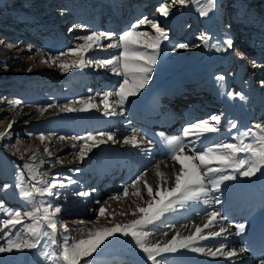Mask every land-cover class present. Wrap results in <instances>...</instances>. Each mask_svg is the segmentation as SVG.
<instances>
[{"label":"bare ground","instance_id":"bare-ground-1","mask_svg":"<svg viewBox=\"0 0 264 264\" xmlns=\"http://www.w3.org/2000/svg\"><path fill=\"white\" fill-rule=\"evenodd\" d=\"M75 1L38 0L36 3L41 4V10H47L48 13V17L44 15L45 24L42 22L39 24L42 28L40 30L44 34L55 35L44 38L45 42L36 36L39 41H36L37 38L33 40L35 47L30 45L29 50H25L29 55H32L33 51L38 52L37 56L41 57L40 61L46 60L49 65L59 66L62 63L69 65L66 70L59 66V70L63 72L64 77L71 78L78 83L70 94L62 97L65 102L60 107L62 114L71 115V120L73 119L71 122L61 123L63 135L76 137L72 142H67L70 150L77 148L76 156L79 159L82 147L91 149V151H86L82 167L79 169L81 172L76 177L81 187L79 191L83 189L82 192L88 193L84 196L86 200L80 203L81 206L77 207L78 210L76 209L72 215L70 214L72 218H67L59 223L60 227L61 225L67 226L66 235L71 236L73 240L82 236L87 238L88 229L111 228L139 219L141 214L136 211L137 208L147 209L149 203L152 204L151 211L154 212L169 200L176 199V195H169V192L175 186V174L179 172L181 165L171 159L172 151L168 141L175 137H181L186 144L191 145L195 137L190 135L184 138L183 129L185 127L202 120H208L210 125H214L209 119L214 115L206 116L199 111L192 110L190 104L197 105L199 103V94L205 98L203 105L205 102L214 103L216 107L208 109L216 110L218 107L219 114L225 113L226 118L218 127V132L208 133L196 143L197 148L234 142L231 139L233 136L244 133L257 123L264 124V91H261L264 90V85H261V82L264 81L263 0H244L238 9L240 12H236L235 16H232V11H223L218 8L219 6L214 7L206 17H201L197 8L191 11L190 17L196 16L197 19H202L206 23L205 39L209 45L208 49L212 46L213 52H208V55L192 68L178 67L171 70L168 73L169 77L164 81L157 80L158 73L154 74V70H152L148 83L140 89L137 95L129 96L122 107L117 103L118 97L112 95L108 99L111 102L108 103L109 105L114 103L117 106L115 108L116 115H106L105 111L99 113L97 110L98 106L102 107L101 110H105L103 103L105 94L115 93L119 84L123 82V76L114 73L111 66L103 67L98 63L105 59H113L115 62L114 58L122 51L116 47L108 48L107 45L115 44L118 36L128 30L130 25L147 17L158 22L162 29L163 27L169 29L168 32L164 31L166 38H162L160 41L159 55L155 65L159 62L172 64L175 61L181 64V61H184L190 52L185 53L184 48H177L174 40L180 28L188 24L185 23L187 20L185 17L188 15L187 9L192 8L190 4H193L194 0H187L186 6L174 4L170 9L168 8L169 15L167 17L157 12L160 21L150 16L145 5L140 7L141 3L138 0ZM151 1L153 4L150 8L155 9L159 7L160 2L165 0ZM166 1L170 4L173 3L172 0ZM253 2L255 3L252 4ZM259 5H261L260 11ZM45 7L46 9H44ZM39 13L43 12L37 10V14ZM46 18H51L48 24H46ZM240 18L245 20L242 21ZM225 20L230 28L226 26ZM45 25L50 28L43 29ZM194 28H190L188 31ZM67 29L68 35H65ZM29 30L32 32L31 34L35 33L31 29ZM0 31L2 30L0 29ZM70 31L71 34H69ZM138 31L147 32L152 38L157 35L147 24L140 25ZM21 32L23 33V31ZM93 32L114 35L111 41L102 40L100 47L94 45L93 49L85 54L83 67L70 66L73 62H79L81 59L79 55H73L71 50L68 51L70 52L68 55L59 59L47 57L53 53L64 52L69 47L73 50L76 49L77 45L84 43L83 37L91 35ZM23 38L25 37L21 36L19 42ZM228 38L233 41V48L239 49L244 54V59H239L231 49L217 51V47H226L222 42ZM129 40L144 51L152 52L150 47L143 48L144 38L134 35L129 37ZM204 40L196 41H200L202 45ZM193 43L190 39L186 45L190 48ZM204 45L200 48L206 49V45ZM51 46L57 49L51 50ZM14 49L13 47L12 51ZM196 50L197 48L194 52ZM28 54L22 52L20 55L27 56ZM169 54H173V59L164 60L163 58ZM36 57L30 59V66L39 60V57ZM143 62L141 61V63ZM221 76L224 77L223 80L218 79ZM256 81L258 83L255 84ZM229 93L234 95L230 96ZM207 96L212 98L210 102ZM89 101L96 107H91L87 111H79L81 107H86ZM66 105L77 110L66 111ZM233 123L236 124V128H231ZM99 133H113L114 140H107L106 136L102 137ZM133 133L136 134L139 147H133L131 143H124V140L131 137ZM89 136H95L97 143L100 140L106 142L96 146L93 141L86 139ZM185 152L188 153L187 148ZM244 157L245 154H239V158ZM183 163L185 168L189 166L188 161H183ZM196 163L199 162L196 161ZM210 166L218 165L213 162ZM157 170L164 173L165 176H157ZM226 174H233L236 179L225 181L220 185L219 191H212L211 185H209L206 202L202 197L200 201H187L183 206L177 203L176 211L165 213L160 220L148 226V230L152 233L149 236V243L159 242L163 246L177 233H179V239L192 235L196 227L203 228V225L208 222L210 212L218 211L220 214L218 219L213 222L212 226L204 229L201 235L219 232L221 228L226 231L218 237L208 236L207 239L197 237L189 248H178L175 253H162L157 257L159 264L253 263L245 258V251L241 252V249H245L246 238L253 229L259 210L264 207V195L261 192L259 195L256 194L264 169L251 177L241 176L239 172L234 173L231 169H228ZM91 176L93 177L91 178ZM138 177H142V179L136 184L135 189L131 188L130 185ZM166 177H170L167 183L164 182ZM93 181L98 182V190L89 186ZM145 182L153 188L151 197L147 194ZM250 186L252 189L248 190ZM125 188H128L127 196L119 195L118 199L112 198L122 193ZM158 188L160 195H156ZM243 188L246 190L242 191ZM137 190L140 192L139 196L133 194ZM81 199L79 195H76L73 202H79ZM100 207L105 208L103 216L99 215ZM134 212L135 215H133ZM234 217L237 218L234 219ZM241 224L244 225L243 232L239 231ZM61 228L64 231V228ZM105 241L134 243L130 237H123L119 232L109 236ZM221 246H223L224 253L235 250L237 255L229 258L220 253L212 256L194 252L187 258L182 256V252L192 253L191 247L203 248L207 253L209 250L215 251ZM110 259L117 260L119 264L121 262L123 264H152L151 261H147L140 250L136 254L121 253L120 256L116 251H104L101 255V264Z\"/></svg>","mask_w":264,"mask_h":264},{"label":"snow or ice","instance_id":"snow-or-ice-1","mask_svg":"<svg viewBox=\"0 0 264 264\" xmlns=\"http://www.w3.org/2000/svg\"><path fill=\"white\" fill-rule=\"evenodd\" d=\"M173 4H179L186 6L187 0H172ZM198 5L197 11L201 17H206L213 10L216 4V0H194ZM169 5L162 4L157 8V12L160 15L167 17ZM150 25V27L157 34L155 38L150 37L149 33L138 31L140 25ZM114 34H108L104 32H93L91 35L83 37L84 43L77 45L76 49L72 50L73 55H79L81 57L79 62H73L71 67H83L84 66V56L85 54L92 50L94 45L100 47V41L113 39ZM142 37L143 48H151L152 52L148 53L142 48L138 47L136 44L130 42L129 37L132 36ZM162 38H166L164 30L160 25L147 17L137 20L136 23L130 25L128 30H125L120 34L116 40L115 44L109 43L108 48L116 47L122 49L117 57H115V62L113 59H105L99 61V65L103 67L111 66V70L123 76V82L119 84L118 89L115 93L108 92L104 96V109L106 115H116L114 110H109L110 106L108 103L109 97L115 95L118 97L117 103L122 107L129 96H135L142 89L150 79V73L153 70V66L156 63L157 57L159 55L158 49L160 41ZM204 39V37H201ZM207 44V40H204ZM223 45L226 47H217V51L233 50L235 55L239 59H244V54L239 49L233 48V41L228 38L223 40ZM180 48H187L188 45L180 44ZM175 50V49H173ZM51 59V57H50ZM59 59V57H56ZM141 61H144L141 63ZM46 62V61H44ZM253 64L255 62L253 61ZM62 69H67L69 65L60 64ZM122 69V71H119ZM218 79L223 80L224 77H218ZM264 85V81L261 82ZM230 96L234 95L229 93ZM243 99V96H241ZM12 107L19 106L22 102L20 100H15L14 102H9ZM91 107H96L90 103H87L86 107H81L79 111H87ZM66 111H76L77 109L72 108L69 105L65 106ZM98 110V109H97ZM212 121L216 122V125L220 123L219 116H212L210 118ZM11 122L8 126L9 129L12 127ZM216 125H210L208 120H202L198 122H193L183 129V137L187 138L190 135L194 136L195 139L191 145L185 143L184 139L181 137H175L168 141L171 148L172 155L171 159L180 163L181 167L178 173L175 174V186L171 188L169 195H176V199L169 200L164 204L163 207L157 208L154 212L152 210V204L149 203L148 208H137V212L141 214L139 219L133 220L132 222L124 225H115L111 228L103 229H88L87 238L83 236L79 239L69 241L67 236L64 237L62 247L59 251H42V255L46 259H49L52 264H58L62 261V264H80L81 259L91 257L97 248L109 237L115 235L117 232L123 237H130L134 242L135 246L145 255L147 261H151L152 264H159L157 257L162 253H175L178 248H189L190 245L194 243L197 237L200 239H207L208 236L218 237L226 229L221 228L219 232H210L207 235H201L204 229L209 228L213 225V222L220 216L218 211H212L208 214V222L203 225V228L196 227L195 232L183 239H179V233L173 236L165 245L161 246V243H149V236L152 234L148 230V226L154 224L157 220H160L165 213L169 211H176L175 205L177 203L183 204L187 201H200L203 197L205 202L208 196V186L211 185L212 191H219L220 185L225 181H231L236 179L233 174H226L228 169H231L234 173L239 172L241 176L251 177L255 176L257 172L264 169V124L257 123L253 128H249L244 133L233 136L231 139L234 142H227L217 144L215 146H209L206 148H197L196 143L208 133H215L219 131ZM236 124H231V128H236ZM8 130L0 132V137L8 135ZM31 135V134H29ZM100 136H106L107 140H114L113 133H99ZM64 139V137H60ZM76 139V137H72ZM87 140L93 141L94 145L103 144L106 141L100 140L97 143L95 136H89ZM41 143L44 142L45 137L41 135L39 137ZM124 143H131L133 147H139L136 141V134L124 140ZM151 143V141H149ZM188 149V153L185 149ZM19 151V150H18ZM86 151H91L90 148L82 147L80 149L79 159L82 161L85 157ZM44 152L51 157V152L48 148H44ZM245 154L244 158H239V154ZM32 163H26L24 168L28 170L29 181H34V183L25 186V181L21 176L18 179L15 188L18 190L19 197L25 201L26 207L21 210L6 209L4 204L0 202V210L5 211L7 219L0 220V225L3 228L9 230L15 229L17 225L21 226L24 233L27 234V239L25 240H11L7 241L6 246H0V253H11L14 249L17 251L22 250V248L33 249L39 246L42 238L47 237L51 245H57V232L59 221L56 219V214L61 211L59 206L53 207L48 204L43 198L45 196L59 195L52 191L57 185L55 183H50L49 179H40L39 168L37 167L36 160L37 157L33 155L30 157ZM183 161H188L189 166L185 168ZM198 161L199 163H196ZM46 161L43 159L39 160V164L43 165ZM215 162L218 166H210ZM159 169V166H157ZM241 169H243L241 171ZM157 176H165L157 170ZM170 177L165 178V183ZM142 179L138 177L130 185L131 188L135 189L136 184ZM68 183H76L69 178ZM63 183L60 187H63ZM147 188L148 196H153V188L145 182L144 185ZM10 185H4L3 189L7 190ZM129 194L128 188H125L122 193L118 194L113 199H118L119 195L127 196ZM139 196V190L133 193ZM76 195L86 196L88 193L78 192ZM156 195H160L159 188ZM39 197L40 199H37ZM99 215L103 216L105 214V208L100 207ZM136 213L134 212L133 215ZM30 221V223H25V221ZM83 223V222H82ZM64 231H67L66 225H61ZM239 231H244V225L239 226ZM167 235V233H164ZM193 252H199L202 254L215 256L217 253L225 254L229 258L235 257L237 253L235 250L229 251L227 253L223 252V246L217 248L215 251L209 250L207 253L203 248L191 247ZM244 249H241L243 252ZM85 264L89 262L85 259ZM261 264H264V260H261Z\"/></svg>","mask_w":264,"mask_h":264},{"label":"rangeland","instance_id":"rangeland-1","mask_svg":"<svg viewBox=\"0 0 264 264\" xmlns=\"http://www.w3.org/2000/svg\"><path fill=\"white\" fill-rule=\"evenodd\" d=\"M77 1L78 0L75 2ZM80 1L82 2V0ZM221 1L222 0H216L215 7L217 8L219 6L218 8H221L223 11L230 10L233 13L232 16H235L236 12H240L238 9L244 0ZM36 2H38V0H0V29L4 33L5 38H8L7 42L4 43L5 45H2V38L0 37V132H4L5 130L9 132L8 135L0 137V189H3V186L6 184L11 186L7 190H0V202L4 204L6 209L21 210L26 207L25 201L19 197L15 185L21 176L25 181L26 187L34 183V181H29L28 170L24 168V165L26 163H32L30 157L35 155L37 157L36 164L40 172L39 178L49 179L50 183H55L57 185L52 191L59 195L45 196L43 199L53 207L59 206L61 208V211L56 214V219L60 223L67 218H72L70 214L72 215V212H74L78 206H81L80 203L86 200L84 196H80V198H82L81 201L73 202L76 196L75 193L82 192V189L79 191L81 187L79 181L76 179L81 172L79 169L82 167V161H79L76 156L78 153L77 148L70 150L67 143L72 142V137L74 136L67 137L63 135L61 126V123L67 121L71 122L73 120H71V115L65 116L60 111V107L63 105V102H65L62 97L70 94L71 90L76 87L78 83L76 81L74 82L71 78L64 77L63 72L59 70V66H56V64L53 66L44 62L46 60L40 61L41 57L37 56L38 52L31 50L33 51V56L25 52V50H29L30 45L35 47L33 41V38H36L35 36H38L45 42L46 39H43L51 35L48 33L44 34V32L40 30L42 28L39 24L40 22L45 24L44 15L48 17V13L47 10H41V4H37ZM203 2L204 0H201V3ZM254 3L255 2L252 4ZM144 4L147 3H142L140 7H143ZM162 4L169 5V9L174 5L173 3H168L166 0L160 2L159 7ZM190 5H192V8L187 9L188 15L185 17V20L187 19L185 23L188 24L180 28L174 40L175 44H177L176 47L180 48V44L186 45L191 39V43L194 42L193 45L183 50L185 53L190 52V54L184 61H181V64L177 63V61L172 64L157 63L153 68V73H158L156 79L159 81H164L168 78V73L175 68L194 67L197 62L208 55V52H213L212 46L208 49V43L205 44V42H202L206 45L205 49L200 48V46L203 45H201L200 41H196L205 39L206 23H204L202 19H197L196 16L193 18L192 16L190 17V12L198 7L195 2ZM260 6L261 5L258 6L259 10H261ZM157 8L158 7L153 10L150 9L149 14L152 18H156L160 21ZM44 9H46V7ZM37 10L43 13L37 14ZM50 20L51 18H46V24H48ZM241 20L243 21L245 19ZM226 26L228 25L226 24ZM193 27H195L193 30L188 31ZM228 27L230 28V26ZM44 28L48 29L50 27H46L45 25L43 29ZM164 28L165 32L169 31L168 27H163V29ZM29 29L36 33L35 36L33 34L30 35L32 32H30ZM21 31H23V33ZM14 33L23 35L25 37L22 39L23 42L22 40L19 43L15 42L12 37L16 36L11 35H14ZM67 33L68 29L65 35H68ZM69 34H71V31ZM201 37H204V39H201ZM207 39L209 40V38ZM36 41H39L38 38ZM6 47L10 50H6ZM13 47L15 48L14 51H12ZM196 48L197 50L194 52ZM50 49L54 50L57 48L51 46ZM70 50L72 51L73 48L69 47L64 52L53 53L52 55H47V57L55 59L56 57L62 58L68 55L70 53L68 51ZM22 52L28 55H20ZM172 55L173 54H169L163 59H173ZM34 56H37L36 58L39 57V60L30 66L31 58ZM15 100H20L22 103L19 106L12 107L9 102H14ZM108 102H111V100H108ZM109 106L111 107L109 110L111 109L114 111L117 107L114 103H111ZM101 109L102 107L98 106L99 113L105 111ZM225 118L226 117H224V120ZM13 121H15V123H12L11 129H9L8 126ZM41 135L45 137L43 143L39 140ZM60 137H64V139L62 140ZM45 147L51 152V157L44 152ZM40 159L46 162L40 165ZM69 178L76 183H68ZM61 183H63V187H60ZM37 199L40 198L37 197ZM7 218L6 212L0 210V220ZM235 218L237 217H234V219ZM25 223H30V221L26 220ZM65 236L69 238L70 242L73 241V238L66 235V232L63 231L58 224L56 237L57 245H51L48 238L44 237L41 239L37 248H22L20 251L14 249L11 253H0V264H52V262L46 259L41 253L42 251H59ZM27 238V234L22 231L20 225H17L15 229L11 230L3 228L2 225H0V246H6L9 239L25 240ZM107 250L116 251L118 256H120L121 253L125 255L136 254L139 249L131 242L111 243L104 241L91 257L81 259L80 264H85V259L89 264H101V255ZM191 252L192 253L182 252V256L187 258V256L194 254L193 251ZM58 264H62V261L58 262ZM104 264L119 263L117 260L110 259L105 261ZM121 264L123 263L121 262Z\"/></svg>","mask_w":264,"mask_h":264}]
</instances>
